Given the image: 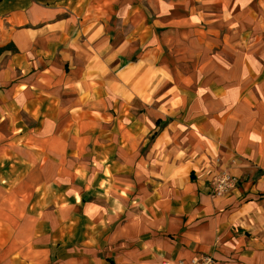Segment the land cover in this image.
I'll return each mask as SVG.
<instances>
[{
    "label": "crops",
    "instance_id": "0c3cea01",
    "mask_svg": "<svg viewBox=\"0 0 264 264\" xmlns=\"http://www.w3.org/2000/svg\"><path fill=\"white\" fill-rule=\"evenodd\" d=\"M203 256L264 264V0H0V264Z\"/></svg>",
    "mask_w": 264,
    "mask_h": 264
},
{
    "label": "built area",
    "instance_id": "2783aa9c",
    "mask_svg": "<svg viewBox=\"0 0 264 264\" xmlns=\"http://www.w3.org/2000/svg\"><path fill=\"white\" fill-rule=\"evenodd\" d=\"M217 169L214 171L210 183V194L214 198H222L228 195L238 186V180L232 174L222 167L220 159L215 160ZM191 264H216L211 256H203L192 260Z\"/></svg>",
    "mask_w": 264,
    "mask_h": 264
}]
</instances>
